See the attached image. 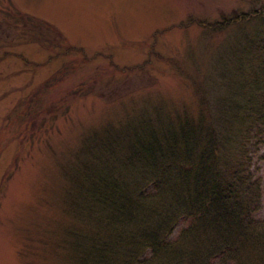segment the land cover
<instances>
[{
	"label": "rangeland",
	"instance_id": "rangeland-1",
	"mask_svg": "<svg viewBox=\"0 0 264 264\" xmlns=\"http://www.w3.org/2000/svg\"><path fill=\"white\" fill-rule=\"evenodd\" d=\"M261 8L264 0H0V264H79L70 234L93 227L70 203L84 142L157 114L194 117L201 91L215 105L234 101L257 24L204 27ZM256 149L264 228V143Z\"/></svg>",
	"mask_w": 264,
	"mask_h": 264
},
{
	"label": "trees",
	"instance_id": "trees-1",
	"mask_svg": "<svg viewBox=\"0 0 264 264\" xmlns=\"http://www.w3.org/2000/svg\"><path fill=\"white\" fill-rule=\"evenodd\" d=\"M235 15L204 27L257 24L234 101L215 105L201 91L194 117L157 114L84 142L70 203L93 227L70 234L79 264H264L261 189L250 171L264 143V9Z\"/></svg>",
	"mask_w": 264,
	"mask_h": 264
}]
</instances>
